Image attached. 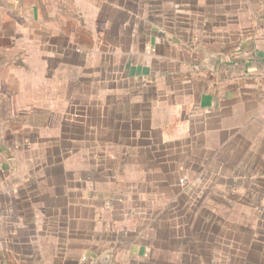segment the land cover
I'll use <instances>...</instances> for the list:
<instances>
[{"label": "crops", "instance_id": "1", "mask_svg": "<svg viewBox=\"0 0 264 264\" xmlns=\"http://www.w3.org/2000/svg\"><path fill=\"white\" fill-rule=\"evenodd\" d=\"M67 3L0 0V264H264V0Z\"/></svg>", "mask_w": 264, "mask_h": 264}, {"label": "rangeland", "instance_id": "2", "mask_svg": "<svg viewBox=\"0 0 264 264\" xmlns=\"http://www.w3.org/2000/svg\"><path fill=\"white\" fill-rule=\"evenodd\" d=\"M67 6H68V8H70V9H68L69 11H71L72 9H73V0H67ZM58 6V5H57ZM60 6V5H59ZM55 7H56V5H55ZM65 10V9H64ZM67 10V9H66ZM65 10V11H66ZM84 19V18H83ZM84 21H85V19H84ZM87 38L85 37V35L83 34V41L84 40H86ZM124 51V50H121V48H119V49H115V52L116 53H118V54H120V53H122V52ZM88 72V71H87ZM86 84H88V82H86ZM103 131V133H102V136H103V138L105 137V134H106V130H102ZM57 132H58V130H50V133L52 134L51 136H57ZM66 132H67V130H66ZM70 147V148H69ZM67 148H69V150L67 149L66 151L67 152H73V147L70 145V146H68ZM106 148H108V151L107 152H117L118 150H117V148H116V146H111V145H106V144H101L100 146H99V149L101 150V151H103V152H106ZM99 150V151H100ZM183 180V179H182ZM180 181V180H179ZM179 184H184L183 183V181H181V182H179Z\"/></svg>", "mask_w": 264, "mask_h": 264}, {"label": "built area", "instance_id": "3", "mask_svg": "<svg viewBox=\"0 0 264 264\" xmlns=\"http://www.w3.org/2000/svg\"><path fill=\"white\" fill-rule=\"evenodd\" d=\"M261 79H262V82L264 85V72H262V74H261ZM263 99H264V93H263ZM80 264H87V259L85 257H83L80 261Z\"/></svg>", "mask_w": 264, "mask_h": 264}, {"label": "water", "instance_id": "4", "mask_svg": "<svg viewBox=\"0 0 264 264\" xmlns=\"http://www.w3.org/2000/svg\"><path fill=\"white\" fill-rule=\"evenodd\" d=\"M106 257V256H105ZM104 256H102L101 258H100V260H99V263L98 262H96V264H108V262H107V258H105ZM93 264V263H92Z\"/></svg>", "mask_w": 264, "mask_h": 264}]
</instances>
